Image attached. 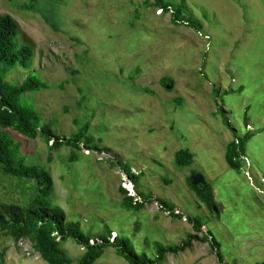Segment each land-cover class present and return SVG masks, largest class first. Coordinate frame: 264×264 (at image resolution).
<instances>
[{"label":"rangeland","instance_id":"1","mask_svg":"<svg viewBox=\"0 0 264 264\" xmlns=\"http://www.w3.org/2000/svg\"><path fill=\"white\" fill-rule=\"evenodd\" d=\"M154 1L62 0L47 14L55 15L48 23L22 1L0 0V15L11 16L20 41L35 50V71L15 66L6 81L18 85L29 75L40 78L49 89L25 99L43 124L66 138L88 127L91 147L105 152L53 151L40 138L8 133L21 144L27 164L51 172L55 204L93 234L107 228L111 242L119 235L149 257L154 251L146 242L168 247L196 235L189 250L167 256L163 264H220L201 241L209 230L223 264L264 262V0H186L203 25L201 33L174 26ZM39 9L46 10L42 3ZM165 76L174 82L171 90L161 86ZM213 87L220 94L232 90L224 104L214 101ZM221 106L239 137L246 133L248 109L254 132L246 147V173L225 162L233 136L216 114ZM180 150L194 155L190 167L176 166ZM73 151L77 158L71 162ZM127 170L139 177L137 190L151 196L139 212L119 205V188L132 192ZM192 175L212 188L218 215L188 187ZM17 184L0 174V201L19 200ZM157 199L172 204L181 218L161 210ZM187 218L202 220L200 233ZM64 247L74 261L84 253L73 241ZM1 254L3 264H47L28 241L15 243L2 232ZM95 264L126 262L108 248Z\"/></svg>","mask_w":264,"mask_h":264},{"label":"trees","instance_id":"2","mask_svg":"<svg viewBox=\"0 0 264 264\" xmlns=\"http://www.w3.org/2000/svg\"><path fill=\"white\" fill-rule=\"evenodd\" d=\"M7 1L9 4L22 1L25 10L39 13L49 23L55 18V15L48 19L47 14L53 13V7L59 5L62 0ZM41 3L46 9L45 11L39 9ZM153 6L162 13L169 14L170 21L174 26L191 28L198 33L203 30L202 23L189 13L186 0H174V2L155 0ZM19 33V26L11 16L0 15V174L18 182L14 191L20 190L21 197L17 201H0V232L15 243L28 241L32 249L47 264H95L108 248L113 249L118 257L125 260L126 264H163L167 256L178 255L189 250L192 243L199 240L196 235L189 234L180 244L168 247L157 242H146V246L154 251L153 257H149L145 252L137 253L130 245L129 240L116 235L111 242L112 231L107 228L104 229L103 234L100 232L93 234V230L82 228L80 222L71 220L72 214L65 213L55 204V184L51 172L40 165L27 164L25 159L20 156L21 144H16L8 132L11 131L30 140L40 138L53 151L64 147L79 152L82 150L105 151L91 147L93 139L88 136V127H84L70 138H66L55 135L49 125L43 124L40 114L30 105V101L25 99L27 94L49 89L48 85L40 78L29 75L18 85L6 81L8 73L15 66L27 71H35L33 66L35 50L32 45L20 41ZM137 73H139V69ZM130 79L134 80V76ZM160 83L165 88L167 85L173 87L174 82L165 76ZM231 92L230 89L220 94V89L213 87V99L215 102L220 100L221 104H224V96ZM216 114L222 115L223 122L233 136L226 147L224 156L228 168L237 173H246L249 161L246 157V147L254 132L248 117V109L244 111L243 123L246 130L244 137H239L231 129L225 113L222 111V106L218 107ZM76 158L73 151L68 160L74 162ZM193 159L194 155L188 150H180L174 156L175 164L180 169L190 167L193 164ZM51 161L52 159L49 158L48 162ZM124 173L133 187L132 192L119 188V193L123 197L119 204L120 208L127 212H139L145 207L151 196L144 195L137 190L139 185L137 175L132 174L129 170ZM62 174L64 173L62 172ZM186 182L210 213L218 215L219 208L210 185L192 186L188 179ZM156 202L159 203L161 210L171 217L181 218L179 214L175 213L172 204L162 199H157ZM213 208L217 209L216 213ZM187 220L195 232H201L204 225L200 218H187ZM67 241H73L84 249V253L77 261H74L65 249L64 244ZM201 241L209 244L211 250L216 253L219 263L223 264L224 257L221 254L220 244L209 230L203 233ZM3 261L4 257L1 254L0 264H3ZM231 264H239V262L232 260ZM255 264H264V262Z\"/></svg>","mask_w":264,"mask_h":264},{"label":"water","instance_id":"3","mask_svg":"<svg viewBox=\"0 0 264 264\" xmlns=\"http://www.w3.org/2000/svg\"><path fill=\"white\" fill-rule=\"evenodd\" d=\"M166 89L167 90H171L172 89V86L167 85L166 86ZM189 183L192 186H197V185L206 186L207 185L206 180L201 175L191 176V178L189 179ZM213 210H214V212H217V209L216 208H213Z\"/></svg>","mask_w":264,"mask_h":264},{"label":"built area","instance_id":"4","mask_svg":"<svg viewBox=\"0 0 264 264\" xmlns=\"http://www.w3.org/2000/svg\"><path fill=\"white\" fill-rule=\"evenodd\" d=\"M131 185V184H130ZM132 187H133V185H131V190H132Z\"/></svg>","mask_w":264,"mask_h":264}]
</instances>
